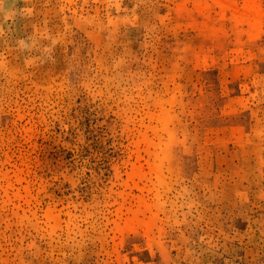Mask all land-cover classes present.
Returning a JSON list of instances; mask_svg holds the SVG:
<instances>
[{"label": "rangeland", "instance_id": "1", "mask_svg": "<svg viewBox=\"0 0 264 264\" xmlns=\"http://www.w3.org/2000/svg\"><path fill=\"white\" fill-rule=\"evenodd\" d=\"M0 264H264V0H0Z\"/></svg>", "mask_w": 264, "mask_h": 264}]
</instances>
